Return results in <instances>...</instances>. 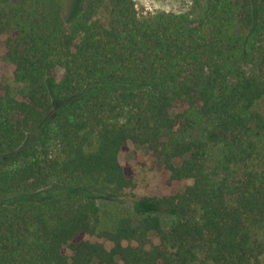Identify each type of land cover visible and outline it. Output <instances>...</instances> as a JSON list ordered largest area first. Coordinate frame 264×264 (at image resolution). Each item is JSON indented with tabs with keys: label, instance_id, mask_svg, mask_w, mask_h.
I'll return each instance as SVG.
<instances>
[{
	"label": "trees",
	"instance_id": "16d2710c",
	"mask_svg": "<svg viewBox=\"0 0 264 264\" xmlns=\"http://www.w3.org/2000/svg\"><path fill=\"white\" fill-rule=\"evenodd\" d=\"M0 45V264H264V0H0Z\"/></svg>",
	"mask_w": 264,
	"mask_h": 264
},
{
	"label": "rangeland",
	"instance_id": "374dc122",
	"mask_svg": "<svg viewBox=\"0 0 264 264\" xmlns=\"http://www.w3.org/2000/svg\"><path fill=\"white\" fill-rule=\"evenodd\" d=\"M135 2L139 11L143 13L161 10L183 12L191 7L193 0H135ZM4 53V47L0 45V81L2 83H10L13 81V66L4 60ZM120 161L124 165L128 175L134 178L136 182V188L133 193L137 196L175 193L182 191L186 184L192 182V180H188L167 185L164 182L162 165L156 161L146 145H136L130 142L127 149L120 154ZM175 163L179 164V161ZM87 238L97 240L94 237ZM105 243L108 248L112 247L111 242Z\"/></svg>",
	"mask_w": 264,
	"mask_h": 264
}]
</instances>
